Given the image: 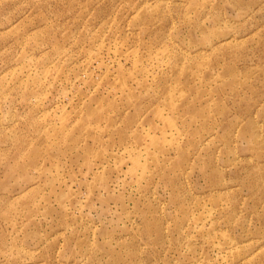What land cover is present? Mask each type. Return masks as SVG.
I'll list each match as a JSON object with an SVG mask.
<instances>
[{
	"label": "rangeland",
	"instance_id": "rangeland-1",
	"mask_svg": "<svg viewBox=\"0 0 264 264\" xmlns=\"http://www.w3.org/2000/svg\"><path fill=\"white\" fill-rule=\"evenodd\" d=\"M0 264H264V0H0Z\"/></svg>",
	"mask_w": 264,
	"mask_h": 264
}]
</instances>
